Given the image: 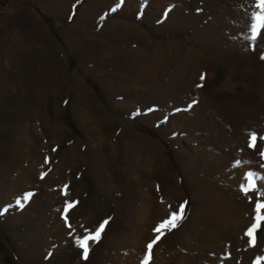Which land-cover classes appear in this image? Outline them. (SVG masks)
Returning <instances> with one entry per match:
<instances>
[{
  "label": "rangeland",
  "instance_id": "rangeland-1",
  "mask_svg": "<svg viewBox=\"0 0 264 264\" xmlns=\"http://www.w3.org/2000/svg\"><path fill=\"white\" fill-rule=\"evenodd\" d=\"M249 11L0 0V264H141L184 202L153 264H264V229L255 247L245 236L257 194L240 191L246 173L264 177V41L245 39ZM66 200L78 202L71 228ZM104 220L85 261L77 239Z\"/></svg>",
  "mask_w": 264,
  "mask_h": 264
},
{
  "label": "snow or ice",
  "instance_id": "snow-or-ice-1",
  "mask_svg": "<svg viewBox=\"0 0 264 264\" xmlns=\"http://www.w3.org/2000/svg\"><path fill=\"white\" fill-rule=\"evenodd\" d=\"M117 2L123 3L124 0H117ZM247 3L251 11L247 13L248 24L245 39L252 44L259 46V44L264 41V0H247ZM112 11H116V9L113 8ZM165 15H167V13H165ZM103 19L104 17H101V20ZM261 58L264 59V56ZM204 79L205 76L202 74L200 80L204 81ZM196 87H203V84H197ZM195 103L196 101L194 100L192 104L188 105V109H191ZM249 136L250 138L248 147L254 150L257 149V134L250 133ZM259 140L264 141V136L259 137ZM259 155L261 159H264V148H260ZM45 163H48L47 158ZM240 163L241 162L239 160L236 161V165H239ZM46 174L47 173H42L40 178L44 179ZM244 180H246L247 183H241L240 191L244 196L248 197L250 203L252 202V198L249 196V193L256 192L257 194V199L253 210V222L245 232V236L248 237L249 246L255 247L258 241L257 234L261 229H264V200L260 199L261 196H264V177H260L258 174L253 172H248L246 173ZM258 181H260L259 184ZM61 192L67 197L68 186L65 185ZM33 196V193H25L20 199L16 200V205L19 208H23L25 204L33 198ZM77 203V201H65V207L62 211L61 219L64 221L66 227H72V225L69 223V213L77 205ZM186 204L187 202H184L179 205L178 209L171 210L169 215L153 229L155 235L153 239L146 244V252L141 264H153L154 247L164 238L165 235L173 230L178 229L186 216ZM58 211L60 210L58 209ZM107 224L108 220H104L94 230L86 229L85 234L77 239L76 245L80 249L81 258L83 260L87 261L92 250V246L101 242Z\"/></svg>",
  "mask_w": 264,
  "mask_h": 264
}]
</instances>
